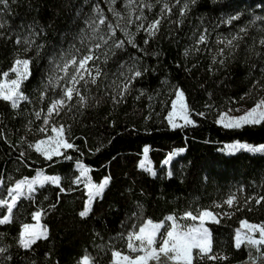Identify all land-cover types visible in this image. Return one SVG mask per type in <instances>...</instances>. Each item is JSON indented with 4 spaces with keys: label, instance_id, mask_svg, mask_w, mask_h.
Wrapping results in <instances>:
<instances>
[{
    "label": "trees",
    "instance_id": "obj_1",
    "mask_svg": "<svg viewBox=\"0 0 264 264\" xmlns=\"http://www.w3.org/2000/svg\"><path fill=\"white\" fill-rule=\"evenodd\" d=\"M144 2L152 5L143 9L147 19L137 21L133 15L129 24L125 0H117L115 7L125 17L121 28L126 27L130 36L117 29L111 39L107 23L115 25L116 17L108 11V0L0 2L4 25L0 74L8 72L17 58L31 60V75L21 85L28 100L17 108L0 100V180L11 186L39 168L60 176L59 186L38 185L31 198L21 197L11 222L0 225V248L5 249L0 264H77L84 255L92 258V264H111V252L127 253V235L147 219L162 220L169 214L183 218L185 212L197 214L203 209L219 215V223L208 221L212 254L227 259L202 264H264V245L259 251L246 244L235 247L242 219L264 224V201L257 203L264 197V153L224 150L227 143L264 145V123L232 129L217 118L246 95L264 90V45L260 43L264 0ZM164 3L172 10L161 19ZM185 4L187 10L181 15ZM97 6L107 17L104 25L98 23ZM133 7L139 15L140 9ZM235 16L239 19L227 23ZM155 19H161L159 29L149 35L145 29ZM139 23L144 28L137 30ZM237 35L242 39L229 48L227 40ZM121 40L124 46L115 47ZM89 49L98 57L91 63L101 75L95 84L77 85L87 106L74 97L59 115L53 114L74 147L48 160L29 147L45 136L40 129L47 108L61 97V88L48 85V77L55 73L56 63L86 55ZM137 70L142 75L132 79ZM60 84L63 87L65 81ZM125 84L128 91L121 98ZM178 88L186 95L195 123L173 129L167 116ZM145 147L155 176L139 167ZM178 148L183 151L171 158L168 167L165 159ZM77 162L90 167L96 183L111 178L86 218L79 215L88 192L83 182L74 183L79 176ZM230 197H235L232 207L225 203ZM5 211L0 207V217ZM37 212L48 236L25 249L19 242L23 225L33 222Z\"/></svg>",
    "mask_w": 264,
    "mask_h": 264
},
{
    "label": "snow or ice",
    "instance_id": "obj_2",
    "mask_svg": "<svg viewBox=\"0 0 264 264\" xmlns=\"http://www.w3.org/2000/svg\"><path fill=\"white\" fill-rule=\"evenodd\" d=\"M0 2H5L6 0H0ZM117 0H108L109 8L108 11L116 17V23H107V27L111 35L109 39L116 35V30L120 29L125 33L126 36H130L127 28H121L120 21L124 20V15L116 9L115 4ZM159 2V0H157ZM179 3V0H176ZM194 3L195 0H192ZM136 6L140 9L139 15H136V10L133 6ZM124 7L128 9V23H133L131 19L135 15L137 21H143L147 18L143 14L144 8H152L151 4H146L144 0H125ZM171 7L167 3H164L161 10V19L163 15L171 13ZM187 10V4L184 5L181 15ZM96 13L98 14L100 25H104L107 21V17L103 13V9L99 6L95 8ZM161 19H155L151 21L147 29H145L149 35H155V32L159 29ZM239 19L238 16L230 18L227 23H231L232 20ZM257 19H260L257 17ZM4 25L0 24V28H3ZM144 24H137V30L143 29ZM94 31H99V28L94 29ZM241 32H246V29H241ZM101 40L106 44L108 41L104 37H100ZM242 39L239 35L234 36L232 39L227 40V45L229 48L233 47V41ZM200 42L205 41V37L201 36L199 38ZM129 43H132L135 46L134 41L129 39ZM147 42V41H146ZM220 43L225 41L221 40ZM17 44H20L19 39L16 40ZM29 43V41H25ZM264 45V39L260 41ZM124 46V41H118L115 44V47L122 48ZM95 47L98 49L101 47L100 44H96ZM27 51V49H25ZM220 54L223 55V49H221ZM98 59L95 56V53L92 49H89L88 54L76 57L73 56L71 59H65L63 63H56L54 65L55 73L48 77V85H52L57 88H61V97L59 99L52 100L49 107L47 108V116L44 120V124L49 123L50 118L53 113L59 115L60 112L68 107L72 100L77 98V102L81 106H87L86 98L81 94L80 89L77 87L82 81L87 84L89 81L93 84L97 82V78L101 75L100 69L95 68L93 62ZM223 63V60L220 61ZM31 60L30 59H21L17 58L14 61L13 67L10 69L11 73H14L15 76L12 79H9V72H4L0 74L2 79H0V100L7 101L10 103L12 108L19 107L21 101H27L28 97L21 91V85L23 82L28 79L31 75L30 71ZM131 71V69H129ZM58 73H63L59 75ZM140 71H135L132 79L135 77L141 76ZM60 81H65L63 87H61ZM48 85L45 87L47 88ZM128 91V84H125L120 91L121 98L123 93ZM47 95V92L41 94V99ZM176 99L172 102V111L168 114L167 120L173 129L183 127L186 125H194V121L190 118L189 108L186 103V98L183 90L177 89L175 91ZM113 100L116 103L120 101L113 97ZM43 111V110H41ZM198 115H203L200 113ZM37 118H40L41 112L36 113ZM179 116L183 120V125L176 122V117ZM219 122L225 128L232 129H241L246 125H259L264 123V98L259 99L254 106L246 111L243 115L240 116H229L227 113H224L220 116ZM51 132L54 135L48 136L46 139L39 140L35 145H29V147H34L37 152H40L46 159L51 160L53 156L62 155L61 149L73 148L74 145L70 143L65 135L64 125L57 127L56 125L51 126ZM41 132H45V128L40 129ZM46 147H42L45 146ZM229 152H235L239 150H246L248 152H261L264 153V145L255 147L246 143H235L228 145ZM149 149L145 147L144 160L140 162L139 167L151 175L155 176L156 173L148 166L147 153ZM180 151H183L181 149ZM168 160H171L169 156ZM168 160L165 163H168ZM79 167V176L75 179L74 183L79 184L82 180L85 182V186L88 190V199L86 205L82 211L79 212L80 217L86 218L92 211L93 201L100 197L102 198L105 188L110 183V177L104 178L102 183L95 184L92 182L91 177L89 176L90 169L80 164ZM3 181L0 180V184ZM55 184L60 185V177L57 176H47L43 172H38L37 176L34 179L28 180L27 178L16 183L15 188L8 191V196L11 197V200L0 199V207L6 208L7 214L3 217H0V225L7 224L11 222L13 208L16 206L17 201L23 197L28 196L31 198V194L35 192L36 186L39 185L43 187L45 184ZM63 191V189H61ZM235 197L228 198L225 203L231 207L234 204ZM264 201V197H260L257 200V203ZM41 213L37 212L34 214L33 219L37 221V224H24V231L20 236V245L25 249H30L38 240L47 239L48 230L46 227H43L39 224ZM184 218H189L192 221L199 220V226L190 227V228H181V226L176 222V218L169 216L167 219L172 221L171 226L161 232V229L164 228L162 223H154L152 220H147L142 224L138 230H133L130 232L127 237V252L129 254H124L119 250H113L111 252V264H161L162 258L164 264H194V261L199 259L203 261L205 258L211 261H215L218 257L215 254H212V240L211 233L207 227H205V221L211 220L213 223H219V220L216 218L211 210L204 209L199 211L198 214H193V212H185ZM241 229H237L235 235V247L240 248L242 244H246L249 247L256 248L257 251L260 250V246L264 245V224H251L247 220H242ZM242 229L246 231L242 232ZM255 233H259L258 238L255 236ZM5 249L0 248V254H2ZM195 252V255H194ZM135 253L136 255H132ZM219 259L226 260L227 257H219ZM77 264H92V258L89 255H84Z\"/></svg>",
    "mask_w": 264,
    "mask_h": 264
},
{
    "label": "rangeland",
    "instance_id": "obj_3",
    "mask_svg": "<svg viewBox=\"0 0 264 264\" xmlns=\"http://www.w3.org/2000/svg\"><path fill=\"white\" fill-rule=\"evenodd\" d=\"M21 59H23V58H21ZM9 72V79H12V78H14V76H15V74L14 73H11L10 72V70L8 71ZM179 90H182L181 88H178ZM22 91V90H21ZM184 92V91H183ZM185 94V93H184ZM185 98H186V95H185ZM262 98H264V90L262 91V92H253V93H251V94H248V95H246L243 99H241V100H239L235 105H233V106H230V107H228V108H226L225 110H223V111H221L219 114H218V121H219V119H220V116L222 115V114H224V113H227L229 116H240V115H243L246 111H248L249 109H251L253 106H254V104L259 100V99H262ZM176 99V96L173 98V101ZM172 101V102H173ZM186 103H187V99H186ZM188 105V104H187ZM189 108V107H188ZM172 111V108H171V110H170V112ZM169 112V113H170ZM168 113V114H169ZM54 114V113H53ZM189 114H190V112H189ZM190 118H191V116H190ZM176 122L177 123H179V124H183V120L182 119H180L179 118V116H177L176 117ZM56 125L57 127H59L60 126V124H57L55 121H54V119H53V115H52V117L50 118V120H49V123L47 124V125H45V124H43V127L42 128H45L46 129V131L44 132V134H45V136L44 137H42V138H40L39 140H42V139H46L48 136H51V135H54V133H52L51 132V126L52 125ZM171 126V125H170ZM39 140H37L36 142H35V144L39 141ZM237 143V142H236ZM239 143H243V142H239ZM231 144H235V143H227L226 145H225V147H224V150L225 151H228V145H231ZM42 147H46V145L45 146H42ZM257 147H259V146H257ZM63 149V148H62ZM62 149H61V151H62ZM181 150V148H178V149H176V150H174V152H172L171 154H169L168 155V157L165 159V161L166 160H168V158H169V156H171V158L174 156V155H176V154H178V153H180V152H182V151H180ZM229 152V151H228ZM147 158H148V161H147V163H148V166H150L151 168H152V170L154 171V168H153V164H152V162H151V160H150V158L148 157V155H147ZM144 160V157H143V159L141 160V161H143ZM164 161V162H165ZM170 161L171 160H168V163H165V164H167V166L168 167H170ZM80 164H82V165H84L85 167H87V168H89L90 169V167L89 166H87L86 164H84L83 162H77V167H78V165H80ZM79 168V167H78ZM80 171V170H79ZM38 172H43V174L44 175H47V176H57V177H60L59 175H57V174H51V173H48V172H46L43 168H39L38 170H37V173ZM37 173L35 174V175H33V176H30V177H26L28 180H31V179H34L36 176H37ZM89 176L91 177V175H90V172H89ZM26 178H23V179H21V180H19V181H22V180H24V179H26ZM91 180H92V182L93 183H95V184H99V183H102L103 182V180L101 181V182H99V183H96L93 179H92V177H91ZM19 181H17V182H19ZM16 182V183H17ZM82 182L85 184V182L82 180ZM16 183L14 184V185H11V186H6V185H4V183H2V184H0V199H5V200H11V197H9L8 196V191L10 190V189H13V188H15V185H16ZM38 186V185H37ZM36 186V187H37ZM87 192H88V190H87ZM87 199H88V197H87ZM87 202V201H86ZM234 205V204H233ZM228 206V205H227ZM232 207V206H231ZM229 208V207H228ZM204 210V209H203ZM208 210H211L214 214H216V218L218 219L219 218V215H218V213L216 212V211H214V210H212V209H208ZM7 214V212L5 211V215ZM198 214V213H197ZM195 215V214H194ZM169 216H173V217H175L176 218V222L181 226V228H190V227H195V226H199V224H200V221L199 220H196V221H192L191 219H189V218H179V217H177L175 214H169L167 217H165L164 219H162V220H152V219H147V220H152L154 223H162L163 225H164V228L163 229H161V232H163L165 229H167V228H169L170 226H171V223H172V221H169L167 218L169 217ZM146 220V221H147ZM242 220H247L249 223H251V224H262L261 222H254V221H250V220H248V219H242ZM241 220V221H242ZM208 221H211V220H206L205 221V227H207L208 229H209V231H210V233H211V230H210V227H209V225H208ZM28 224H31V225H35V224H37V221L36 220H34L33 222H31V223H28ZM39 224L41 225V226H43L42 225V223H41V221L39 220ZM44 227V226H43ZM237 229H241V223H240V225H239V227L237 228ZM23 231H24V229H23ZM22 231V232H23ZM244 231H246V229H242V232H244ZM236 235V234H235ZM255 236L258 238V236H259V233H255ZM211 240H212V236H211ZM122 253H124V254H129L128 252L127 253H125V252H122ZM132 255H136L135 253H132ZM194 255H195V252H194ZM218 258L219 257H224V255H218V254H215ZM209 260L207 259V258H205L203 261H201V260H199V259H197V260H195L194 261V264H202L201 262H208ZM164 262H163V258H162V261H161V264H163ZM206 264H214L213 262H209V263H206ZM232 264H244V263H242V262H239V263H232Z\"/></svg>",
    "mask_w": 264,
    "mask_h": 264
}]
</instances>
